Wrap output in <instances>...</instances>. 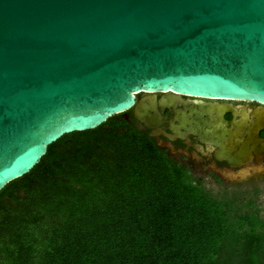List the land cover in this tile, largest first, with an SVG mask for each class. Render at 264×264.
Instances as JSON below:
<instances>
[{
  "label": "water",
  "instance_id": "obj_1",
  "mask_svg": "<svg viewBox=\"0 0 264 264\" xmlns=\"http://www.w3.org/2000/svg\"><path fill=\"white\" fill-rule=\"evenodd\" d=\"M160 92L163 109L180 95L264 106V0H0V192L67 134L128 111L157 128ZM191 111L179 128L218 160L264 161L263 122L243 140L231 104Z\"/></svg>",
  "mask_w": 264,
  "mask_h": 264
},
{
  "label": "trees",
  "instance_id": "obj_2",
  "mask_svg": "<svg viewBox=\"0 0 264 264\" xmlns=\"http://www.w3.org/2000/svg\"><path fill=\"white\" fill-rule=\"evenodd\" d=\"M258 196L211 193L128 111L0 192V264H264Z\"/></svg>",
  "mask_w": 264,
  "mask_h": 264
},
{
  "label": "flooded vegetation",
  "instance_id": "obj_3",
  "mask_svg": "<svg viewBox=\"0 0 264 264\" xmlns=\"http://www.w3.org/2000/svg\"><path fill=\"white\" fill-rule=\"evenodd\" d=\"M165 95L172 94L170 92L157 94V111L161 119L159 126L155 129H138L145 133L165 154L187 168L193 178L202 182L206 187L208 186L207 183H212L211 186H225L224 189H219L220 193H261V186L264 184V161L258 163L255 159H252L236 167L229 165L226 160H218L219 146L211 142H205L199 134L189 129L191 128L189 125L187 129L179 128L181 127L179 126L180 118L176 119V113L181 115L184 112L189 120H193L196 114L191 111L192 109L206 106L209 103L231 104L235 112H226L224 118L233 130L235 127L232 126L231 122L239 123L243 127L242 139L246 140L245 130L250 129L253 124L259 121L264 124V106L251 101L210 100L177 95V103L168 105L163 109L160 100ZM143 97L142 94H139L138 100ZM131 117L137 126V120L132 114ZM203 118H207V116ZM127 119L130 120V116H127ZM174 127L178 130L174 131ZM259 137L264 139V128L259 129ZM248 147H252V144H249ZM249 184L252 185L250 186L252 188L246 189ZM208 190L214 193L212 189Z\"/></svg>",
  "mask_w": 264,
  "mask_h": 264
},
{
  "label": "rangeland",
  "instance_id": "obj_4",
  "mask_svg": "<svg viewBox=\"0 0 264 264\" xmlns=\"http://www.w3.org/2000/svg\"><path fill=\"white\" fill-rule=\"evenodd\" d=\"M207 184H208L207 189H212L213 192H214V194H216L218 196L220 194H223V193H220L219 192V189H224L225 188L224 185H221V186H211L212 183H207ZM250 186H252V185L249 184L248 186H246V189L247 188H252ZM261 189H262V191H261V193H259V196L256 198V200H257V204L259 205V207L261 209H263L262 214H264V184L261 186ZM229 194H232V193H229ZM239 194H240V196H243L244 197L243 200H246L247 198L252 197L254 195V193H239Z\"/></svg>",
  "mask_w": 264,
  "mask_h": 264
}]
</instances>
